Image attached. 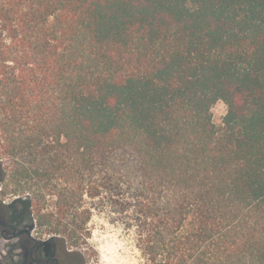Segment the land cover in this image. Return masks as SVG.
Returning <instances> with one entry per match:
<instances>
[{
	"label": "trees",
	"instance_id": "1",
	"mask_svg": "<svg viewBox=\"0 0 264 264\" xmlns=\"http://www.w3.org/2000/svg\"><path fill=\"white\" fill-rule=\"evenodd\" d=\"M0 149L69 245L42 189L77 213L123 163L148 264H264V0H0Z\"/></svg>",
	"mask_w": 264,
	"mask_h": 264
},
{
	"label": "rangeland",
	"instance_id": "2",
	"mask_svg": "<svg viewBox=\"0 0 264 264\" xmlns=\"http://www.w3.org/2000/svg\"><path fill=\"white\" fill-rule=\"evenodd\" d=\"M225 113V103L217 101L212 107L213 121L221 124ZM17 161L14 156L5 155L0 149V162L7 173L0 186L6 191L2 195L6 196L7 201L18 195L28 199L34 198V188H24L22 184L18 187L11 177L15 173ZM107 173L112 179L110 187L103 189L101 194L93 198L85 195L78 205L77 213L61 211L65 200L57 197L55 193L58 192H50L44 187V196L40 200V215L47 216L53 223L61 222L70 228H76L78 242L72 246L82 257L83 264H148L138 241L137 222L132 206L126 209L122 207V202L133 199L139 186L140 173L133 166L123 163L109 166ZM65 175L63 171L60 177L52 180L53 184H59L60 192L66 190ZM86 207L92 211L89 219L86 218L87 212H82ZM38 229L42 237L53 233L46 225H38Z\"/></svg>",
	"mask_w": 264,
	"mask_h": 264
},
{
	"label": "flooded vegetation",
	"instance_id": "3",
	"mask_svg": "<svg viewBox=\"0 0 264 264\" xmlns=\"http://www.w3.org/2000/svg\"><path fill=\"white\" fill-rule=\"evenodd\" d=\"M0 187V264H83L72 245L58 234L42 237L35 219L25 218L23 209L9 201Z\"/></svg>",
	"mask_w": 264,
	"mask_h": 264
}]
</instances>
